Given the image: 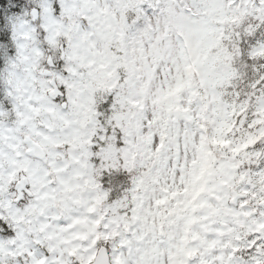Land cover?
<instances>
[{
	"label": "clouds",
	"instance_id": "clouds-1",
	"mask_svg": "<svg viewBox=\"0 0 264 264\" xmlns=\"http://www.w3.org/2000/svg\"><path fill=\"white\" fill-rule=\"evenodd\" d=\"M0 264H264V0H0Z\"/></svg>",
	"mask_w": 264,
	"mask_h": 264
}]
</instances>
